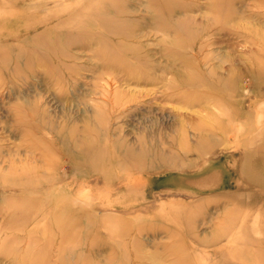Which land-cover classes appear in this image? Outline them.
Wrapping results in <instances>:
<instances>
[{
    "label": "rangeland",
    "instance_id": "rangeland-1",
    "mask_svg": "<svg viewBox=\"0 0 264 264\" xmlns=\"http://www.w3.org/2000/svg\"><path fill=\"white\" fill-rule=\"evenodd\" d=\"M0 264H264V0H0Z\"/></svg>",
    "mask_w": 264,
    "mask_h": 264
},
{
    "label": "bare ground",
    "instance_id": "bare-ground-1",
    "mask_svg": "<svg viewBox=\"0 0 264 264\" xmlns=\"http://www.w3.org/2000/svg\"><path fill=\"white\" fill-rule=\"evenodd\" d=\"M13 1H15V0H13ZM17 4H18V3H17ZM75 144H76V143H75ZM82 145H83V144H82ZM74 146H75V145H74ZM64 147H65V146H64ZM77 148H78V146H77ZM73 149H74V147H73ZM78 149H79V148H78ZM80 149H81V148H80ZM90 151H92V149H91ZM100 153H101V151H100ZM92 154H94V153H92ZM68 155H69V154H68ZM92 156H93V155H92ZM136 161H137V160H136ZM138 164H139V163H138ZM253 178H254V177H253ZM255 178H259V177H256V176H255ZM255 178H254V179H255ZM260 179H261V178H260ZM15 183H16V181H15Z\"/></svg>",
    "mask_w": 264,
    "mask_h": 264
}]
</instances>
